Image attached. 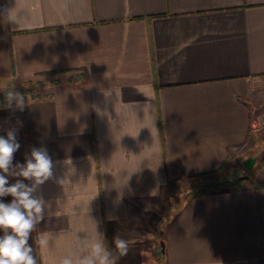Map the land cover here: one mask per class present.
Instances as JSON below:
<instances>
[{"label": "crops", "instance_id": "1", "mask_svg": "<svg viewBox=\"0 0 264 264\" xmlns=\"http://www.w3.org/2000/svg\"><path fill=\"white\" fill-rule=\"evenodd\" d=\"M0 88L39 93L0 107L13 164H54L38 264L95 224L128 240L117 264H264V0H0Z\"/></svg>", "mask_w": 264, "mask_h": 264}, {"label": "clouds", "instance_id": "2", "mask_svg": "<svg viewBox=\"0 0 264 264\" xmlns=\"http://www.w3.org/2000/svg\"><path fill=\"white\" fill-rule=\"evenodd\" d=\"M4 91V103L0 107L23 112L28 104L26 97L15 90ZM17 133L18 129L10 128L6 136H0V264H38L29 241L46 215L54 216L57 211H52V204L43 195H37L40 186L53 177L54 164L47 148L33 147L23 164L14 165V154L21 147ZM9 177L16 178L15 182L10 183ZM63 182L59 181L64 185ZM4 197L12 199L6 203ZM95 232V238L82 245L81 253H68L58 264H117L120 257L127 255L128 240L116 236L113 251L96 224ZM52 239V233L41 232L37 244L41 249H48Z\"/></svg>", "mask_w": 264, "mask_h": 264}, {"label": "trees", "instance_id": "3", "mask_svg": "<svg viewBox=\"0 0 264 264\" xmlns=\"http://www.w3.org/2000/svg\"><path fill=\"white\" fill-rule=\"evenodd\" d=\"M238 183L237 179H224V180H207L201 182L198 186H196L192 193L194 194H207L213 191L220 190L222 188H227L234 186Z\"/></svg>", "mask_w": 264, "mask_h": 264}, {"label": "rangeland", "instance_id": "4", "mask_svg": "<svg viewBox=\"0 0 264 264\" xmlns=\"http://www.w3.org/2000/svg\"><path fill=\"white\" fill-rule=\"evenodd\" d=\"M4 89H6V88H0V99H4L5 98V91H4ZM12 90H14V89H12ZM16 91V90H15ZM16 92H19V93H21V94H23V92H25V93H30L28 96L25 94H23L26 98L27 97H32V96H35V95H39V93H34V91L33 92H29V90H27V89H25V88H23V89H21L20 91H16ZM189 191L191 192L192 191V188L191 189H189ZM159 255H161V254H159ZM158 260H160L161 261V264H163V261H162V258H157ZM156 259V260H157Z\"/></svg>", "mask_w": 264, "mask_h": 264}, {"label": "water", "instance_id": "5", "mask_svg": "<svg viewBox=\"0 0 264 264\" xmlns=\"http://www.w3.org/2000/svg\"><path fill=\"white\" fill-rule=\"evenodd\" d=\"M257 120V116H254L253 121ZM159 254H161V252L159 251Z\"/></svg>", "mask_w": 264, "mask_h": 264}]
</instances>
